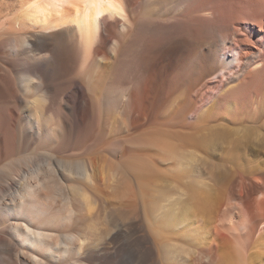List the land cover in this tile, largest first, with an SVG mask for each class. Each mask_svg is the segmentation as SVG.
I'll use <instances>...</instances> for the list:
<instances>
[{"label":"bare ground","instance_id":"obj_1","mask_svg":"<svg viewBox=\"0 0 264 264\" xmlns=\"http://www.w3.org/2000/svg\"><path fill=\"white\" fill-rule=\"evenodd\" d=\"M6 27L0 264H264V0H23Z\"/></svg>","mask_w":264,"mask_h":264},{"label":"rangeland","instance_id":"obj_2","mask_svg":"<svg viewBox=\"0 0 264 264\" xmlns=\"http://www.w3.org/2000/svg\"><path fill=\"white\" fill-rule=\"evenodd\" d=\"M22 1L23 0H0V23H1L0 24V26H1L0 27V34L3 33V31L4 32L6 31V29L8 28L6 26H9L10 25V22L12 21V19L14 17H16L17 14L19 13V10H20ZM6 47H8V44H6ZM8 59H9V62L11 63L12 62L11 58L8 57ZM12 87H13V85L11 87H9L10 88L9 90L11 91L10 92V94H11V97L10 98L12 100H9L8 101L9 103L7 102V105H6L5 108H6V113L9 114V115H7V118H8V121H9V125H10L11 129H14L15 128V124L17 125V123L15 122V118H18V120H19V116H21L23 118L22 121H24V119L26 117L25 115H27V110H26V108L23 105L21 106V105H19V104L16 103L17 100H16V97L15 96H17V94L13 96V92H15V90L13 91V88ZM63 91H64V87L62 86V84H60L57 81H54V83L52 82L49 86H41V87L40 86H37L36 87V90H35V92L37 94H35V92H34L35 95L39 96L41 99L43 98V100L45 102L47 101V103H46V104H48L47 107L49 106V109L47 108V110H46L47 117H48V115H52V118L55 121H60V122L63 121V120H66V118L71 119V118H69V115L70 114H67V112H65L63 110L64 104H65V101L64 100L63 101L61 100V94H62ZM70 92L71 91H69L68 93H70ZM58 98H59V100H58ZM9 104H11V105H9ZM61 107H62V109H61ZM15 109L18 112H16ZM60 110H61L62 113L60 112ZM11 112H12V114H11ZM70 117H72V116H70ZM45 139L43 141H46L47 142V139L46 140ZM43 143H45V142H43ZM54 144H55L54 146H56V143L55 142H54ZM73 149H74L73 147H69V148L65 149L66 151H69V153H65L64 155H62V158H64L65 160H68L70 162L77 161L79 157H78V155H75V154L76 153L78 154V152L76 151V153L74 154V150ZM72 155H73V157H72ZM38 158H40V159H38V160L36 159V160H37V162L39 164V162L41 160V157L38 156ZM221 161H222V163H224V161L223 160H220V159H219L218 162L221 163ZM24 167H25L24 168L25 171L27 170L26 171V175L24 174L26 177L28 176L27 174H31L32 171H36L37 172V170H36V168L34 167L33 164L30 165L31 168L28 167V169H26L27 166H24ZM58 169L61 170L59 168V166H58ZM206 170L207 169H205V171ZM205 173L207 174V172H205ZM68 185H73V183L68 182L67 183V186ZM75 186L73 185V187H75ZM78 186H76L75 188H77ZM59 203L61 205L62 201L61 202L59 201ZM59 203H58V205H59ZM92 225H94V227H99L98 229H100V228L101 229L102 228L105 229L107 227V221L102 217L101 219L93 222Z\"/></svg>","mask_w":264,"mask_h":264}]
</instances>
